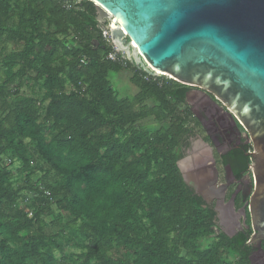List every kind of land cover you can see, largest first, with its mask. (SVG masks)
<instances>
[{"label": "trees", "instance_id": "16d2710c", "mask_svg": "<svg viewBox=\"0 0 264 264\" xmlns=\"http://www.w3.org/2000/svg\"><path fill=\"white\" fill-rule=\"evenodd\" d=\"M105 26L90 0H0V264H253L177 165L186 86L107 60Z\"/></svg>", "mask_w": 264, "mask_h": 264}, {"label": "water", "instance_id": "95a60500", "mask_svg": "<svg viewBox=\"0 0 264 264\" xmlns=\"http://www.w3.org/2000/svg\"><path fill=\"white\" fill-rule=\"evenodd\" d=\"M90 1L136 66L212 94L245 128L254 147L247 243L263 252L264 0Z\"/></svg>", "mask_w": 264, "mask_h": 264}, {"label": "flooded vegetation", "instance_id": "af4514ba", "mask_svg": "<svg viewBox=\"0 0 264 264\" xmlns=\"http://www.w3.org/2000/svg\"><path fill=\"white\" fill-rule=\"evenodd\" d=\"M185 86L184 104L194 120L181 145L182 177L213 208L216 233L252 234L247 202L254 186L253 142L242 124L212 94ZM188 91H193L189 97L197 109L186 102ZM263 245V252L251 245L253 264H264Z\"/></svg>", "mask_w": 264, "mask_h": 264}, {"label": "rangeland", "instance_id": "374dc122", "mask_svg": "<svg viewBox=\"0 0 264 264\" xmlns=\"http://www.w3.org/2000/svg\"><path fill=\"white\" fill-rule=\"evenodd\" d=\"M8 47L11 48V46ZM109 78L112 87L115 88V90L118 92L119 96L121 97L131 96L137 91V88L130 82L129 73L127 71H120L117 73L111 72ZM166 78H171V77H166ZM192 93L193 91H188V97L186 98V102L188 101L192 107L197 109V105H195V103H193V99L189 97ZM198 100L196 101V103L198 102ZM183 171L184 169L181 172L184 173Z\"/></svg>", "mask_w": 264, "mask_h": 264}, {"label": "built area", "instance_id": "2783aa9c", "mask_svg": "<svg viewBox=\"0 0 264 264\" xmlns=\"http://www.w3.org/2000/svg\"><path fill=\"white\" fill-rule=\"evenodd\" d=\"M101 34L102 37L106 39V41H109L112 44V50L105 55L106 59L125 66L130 60L125 56L123 51L119 50L118 47L112 43L110 39L109 27L107 25L102 29ZM151 75L157 76L156 74L152 73Z\"/></svg>", "mask_w": 264, "mask_h": 264}]
</instances>
